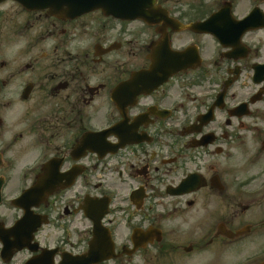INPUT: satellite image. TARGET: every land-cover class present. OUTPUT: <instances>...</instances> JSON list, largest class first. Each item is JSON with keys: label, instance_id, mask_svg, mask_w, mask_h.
Wrapping results in <instances>:
<instances>
[{"label": "flooded vegetation", "instance_id": "af4514ba", "mask_svg": "<svg viewBox=\"0 0 264 264\" xmlns=\"http://www.w3.org/2000/svg\"><path fill=\"white\" fill-rule=\"evenodd\" d=\"M151 6L0 4V264H264V0Z\"/></svg>", "mask_w": 264, "mask_h": 264}, {"label": "water", "instance_id": "95a60500", "mask_svg": "<svg viewBox=\"0 0 264 264\" xmlns=\"http://www.w3.org/2000/svg\"><path fill=\"white\" fill-rule=\"evenodd\" d=\"M3 0H0V2ZM27 10H47L48 14L62 17L74 18L82 14L101 9L106 15H113L121 18H143L144 15L128 14L122 15L118 8L133 5L137 0H14ZM139 1V0H138ZM142 2V0H140ZM149 3L148 0H143ZM122 3V4H121ZM124 3H126L124 5ZM141 7V6H140ZM138 7V10H140Z\"/></svg>", "mask_w": 264, "mask_h": 264}]
</instances>
